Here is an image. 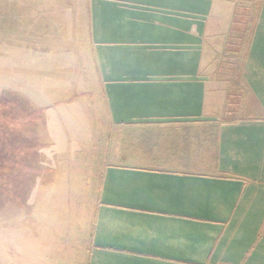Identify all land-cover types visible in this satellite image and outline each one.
I'll use <instances>...</instances> for the list:
<instances>
[{
    "label": "crops",
    "instance_id": "1",
    "mask_svg": "<svg viewBox=\"0 0 264 264\" xmlns=\"http://www.w3.org/2000/svg\"><path fill=\"white\" fill-rule=\"evenodd\" d=\"M83 1L87 100L112 124L149 123L143 151L92 174L86 264H264V0L237 15L228 0ZM247 23L231 84L229 38ZM229 84L259 110L225 103Z\"/></svg>",
    "mask_w": 264,
    "mask_h": 264
},
{
    "label": "rangeland",
    "instance_id": "2",
    "mask_svg": "<svg viewBox=\"0 0 264 264\" xmlns=\"http://www.w3.org/2000/svg\"><path fill=\"white\" fill-rule=\"evenodd\" d=\"M260 1L228 0L219 10L256 13ZM84 4L0 0V264H86L96 201L92 174L148 145L142 136L149 123L112 124L102 105L97 110L96 100H87ZM250 28L233 29L229 38L223 66L231 84ZM235 87L225 103L238 99L243 112L258 111L246 86ZM78 97L79 106L71 104ZM64 117L63 125L52 123ZM34 167L49 171L35 174Z\"/></svg>",
    "mask_w": 264,
    "mask_h": 264
},
{
    "label": "trees",
    "instance_id": "3",
    "mask_svg": "<svg viewBox=\"0 0 264 264\" xmlns=\"http://www.w3.org/2000/svg\"><path fill=\"white\" fill-rule=\"evenodd\" d=\"M31 152H33V151L30 150V151L26 152V154H27V153H31ZM34 168H35V169H34L33 173H35V174H39V173L42 172V171H49V169H47V168H45V167H44V168L34 167ZM23 192H24V191H22L20 194H18L16 199H18V197L22 196V195H23Z\"/></svg>",
    "mask_w": 264,
    "mask_h": 264
}]
</instances>
